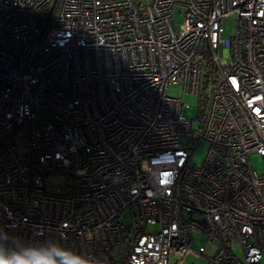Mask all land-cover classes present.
Returning <instances> with one entry per match:
<instances>
[{"label":"built area","instance_id":"1","mask_svg":"<svg viewBox=\"0 0 264 264\" xmlns=\"http://www.w3.org/2000/svg\"><path fill=\"white\" fill-rule=\"evenodd\" d=\"M205 80L193 128L166 90L200 96ZM251 154L264 158V0H0V257L262 264ZM196 233L213 249H192Z\"/></svg>","mask_w":264,"mask_h":264},{"label":"rangeland","instance_id":"2","mask_svg":"<svg viewBox=\"0 0 264 264\" xmlns=\"http://www.w3.org/2000/svg\"><path fill=\"white\" fill-rule=\"evenodd\" d=\"M172 19L173 22L176 24V26L179 27L178 24L181 23L183 20L182 7L180 6L175 7L172 13ZM235 22L236 20L233 16H227L221 20V24L223 26L222 37L232 36L235 29ZM166 91L169 95L181 98L182 102L184 103V105L182 106V114L191 121L193 128H197V126L199 125V120L197 116H198L199 105L201 103L200 96L197 94L183 91L182 86L179 84H169ZM187 104H189V106H186ZM206 149H207L206 142L201 141L197 144L196 149L194 150V153L192 155V158L190 159L191 165L199 164L203 161ZM250 163L255 171L259 173H264V158H261L257 154H251ZM58 180H59L58 178H53L50 181L56 183ZM126 216L127 218L125 219V224H129L131 221L129 212H126ZM149 228L154 229L155 226H149ZM201 246H204L205 250L207 251L213 249V245H211L202 234L196 233L193 237L191 247L194 250H198ZM237 252L239 253V250H237ZM193 259L194 257L191 255L187 258L186 262H190ZM262 264H264V259H262Z\"/></svg>","mask_w":264,"mask_h":264},{"label":"clouds","instance_id":"3","mask_svg":"<svg viewBox=\"0 0 264 264\" xmlns=\"http://www.w3.org/2000/svg\"><path fill=\"white\" fill-rule=\"evenodd\" d=\"M0 264H55V262L46 257H38L36 259H26L23 257H17L15 259H6L0 257Z\"/></svg>","mask_w":264,"mask_h":264},{"label":"trees","instance_id":"4","mask_svg":"<svg viewBox=\"0 0 264 264\" xmlns=\"http://www.w3.org/2000/svg\"><path fill=\"white\" fill-rule=\"evenodd\" d=\"M207 81L205 80L203 82V87H202V94L200 95L201 98V103L199 105V110H198V120H199V124L203 121L204 116H205V110L207 108V101H206V96H207Z\"/></svg>","mask_w":264,"mask_h":264}]
</instances>
